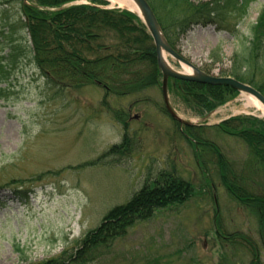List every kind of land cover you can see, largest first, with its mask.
<instances>
[{
    "label": "rangeland",
    "instance_id": "1",
    "mask_svg": "<svg viewBox=\"0 0 264 264\" xmlns=\"http://www.w3.org/2000/svg\"><path fill=\"white\" fill-rule=\"evenodd\" d=\"M31 1L0 0V62L10 53L17 60L0 73V264H264V238L255 213L227 193L212 152L195 148L186 127L166 114L161 77L143 94L126 97L107 95L96 85L49 84L32 62L22 22V6L32 7ZM177 10L169 9L167 19L161 14L172 48L201 72L227 78L240 42L252 39L264 0L252 2L246 18L235 20L236 35L210 25L176 33L185 17ZM168 62L182 72L175 60L169 57ZM168 95L177 115L199 130L200 141L219 148L229 177L259 196L264 173L250 163L247 146L215 128L234 117L259 119V112L245 107L247 97L236 95L213 113L198 115L171 83ZM162 173L191 183L193 196L154 210L110 246L85 252L78 263L83 241L108 214L145 186L154 187ZM234 233L255 248L230 243L227 236Z\"/></svg>",
    "mask_w": 264,
    "mask_h": 264
},
{
    "label": "trees",
    "instance_id": "2",
    "mask_svg": "<svg viewBox=\"0 0 264 264\" xmlns=\"http://www.w3.org/2000/svg\"><path fill=\"white\" fill-rule=\"evenodd\" d=\"M33 1L31 5L34 7L22 6L25 17L22 22L30 37L32 62L49 84L63 88L96 85L103 88L107 95L118 97L141 95L158 84L161 76L157 69L152 40L143 24L133 14L100 9L97 6L107 5L100 0H89L91 5H71L77 0ZM254 1L148 0V3L163 32L164 19L161 14L167 19L169 9H181L185 17L181 23L175 20L179 23L176 33L190 26L210 25L216 30L236 35L238 20L246 18L249 6ZM1 16L3 17L2 14ZM230 19L233 22L238 19V22L233 23ZM164 34L174 48L172 36L165 32ZM0 36L4 37V34ZM106 41L111 43L107 45ZM240 43L239 51L233 54L229 76L251 86L264 96V10L252 31V39ZM12 57L10 53L5 62H0V73L8 72V66L15 61L17 63ZM170 83L183 104L198 115L209 114L238 95L227 87L177 80H170L168 86ZM215 128L223 135L242 141L248 148L252 166L256 165L257 170L264 173L263 120L239 116L225 120ZM185 131L186 136L195 141L192 143L189 140L191 144L200 145L217 158L222 185L233 200L255 213L260 235L264 238V186L262 185L259 196L239 188L235 178L229 177V166L219 148L213 143L200 141L199 130L196 132L195 128H186ZM260 172L256 176L261 175ZM15 193L20 196V193ZM193 194L191 183L173 175L166 176L165 173L158 175L154 187L145 186L127 204L114 208L102 227L83 241L85 249L81 251L78 263L84 260L85 252L110 246L116 237L125 234L135 222L149 219L154 210L180 205ZM22 195L27 201V192ZM217 231L220 238H223L220 231ZM227 237L232 244L238 240L249 245L251 250L255 248L241 234L234 233Z\"/></svg>",
    "mask_w": 264,
    "mask_h": 264
},
{
    "label": "water",
    "instance_id": "3",
    "mask_svg": "<svg viewBox=\"0 0 264 264\" xmlns=\"http://www.w3.org/2000/svg\"><path fill=\"white\" fill-rule=\"evenodd\" d=\"M130 2L135 6L138 13L133 12L128 7L127 8L122 7L117 4H112L113 6L112 8L115 7L116 9L124 10L131 14H134L141 20V22L146 27L148 34L150 35L154 44L157 68L162 76L161 93H162L164 108L172 120L177 122L180 126H185V127L194 126L193 123L185 121L182 118H180L177 115V113L171 108L169 103L168 91H167V85L169 79L189 82V83H196L206 86L230 88L242 96L252 98L253 100H255L260 107L259 109H257L258 112L261 114L260 118L264 119V96L261 93H259L254 88L246 84H243L233 78L212 77L198 70L190 62L183 59L168 44L162 32V29L155 17V14L151 10L147 0H130ZM168 57L175 60L182 67L183 72L175 71L171 66H169V64L166 61Z\"/></svg>",
    "mask_w": 264,
    "mask_h": 264
},
{
    "label": "bare ground",
    "instance_id": "4",
    "mask_svg": "<svg viewBox=\"0 0 264 264\" xmlns=\"http://www.w3.org/2000/svg\"><path fill=\"white\" fill-rule=\"evenodd\" d=\"M109 2H111L112 4H117L119 6L122 7H128L130 8L133 12H137V9L135 8V6L130 2V0H108ZM167 63L169 64L168 60L166 59ZM170 66V64H169ZM183 72V71H182ZM245 107L246 108H254L255 110L259 109V105L258 103L253 100L252 98H247L246 99V103H245Z\"/></svg>",
    "mask_w": 264,
    "mask_h": 264
}]
</instances>
